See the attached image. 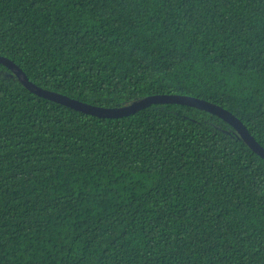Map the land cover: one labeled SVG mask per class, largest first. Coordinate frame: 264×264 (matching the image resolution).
Instances as JSON below:
<instances>
[{"label":"trees","instance_id":"trees-1","mask_svg":"<svg viewBox=\"0 0 264 264\" xmlns=\"http://www.w3.org/2000/svg\"><path fill=\"white\" fill-rule=\"evenodd\" d=\"M0 54L99 106L210 100L264 147V0H0ZM0 264H264V158L206 110L99 117L0 63Z\"/></svg>","mask_w":264,"mask_h":264},{"label":"water","instance_id":"water-1","mask_svg":"<svg viewBox=\"0 0 264 264\" xmlns=\"http://www.w3.org/2000/svg\"><path fill=\"white\" fill-rule=\"evenodd\" d=\"M0 63L8 67L19 78L22 84L32 93H35L38 96L44 97L48 100H52L54 102L69 106L78 111L99 117L118 118L129 116L156 103H176L206 110L230 123L241 134L245 142L256 153L264 158V147L254 137L246 124L232 111L210 100L177 93H160L151 94L126 106H99L73 98L66 94L49 90L36 84L28 77L26 72L19 64L5 55L0 54Z\"/></svg>","mask_w":264,"mask_h":264}]
</instances>
